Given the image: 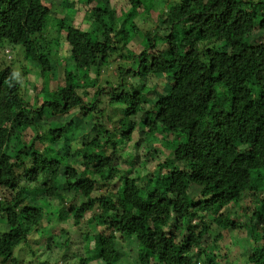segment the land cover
I'll return each instance as SVG.
<instances>
[{"label":"trees","instance_id":"1","mask_svg":"<svg viewBox=\"0 0 264 264\" xmlns=\"http://www.w3.org/2000/svg\"><path fill=\"white\" fill-rule=\"evenodd\" d=\"M127 1L126 11L110 0H0L1 263L40 235L55 203L76 228L93 214L95 264H120L117 237L137 245L138 264H227L233 249L219 242L242 230L251 252L238 264H264V0H181L162 9L163 0ZM139 9H158L160 26L143 33L134 56ZM120 43L136 65L121 69L113 93L101 76ZM29 67L43 84L31 101L19 77L28 79ZM159 77L169 82L162 93L151 81ZM107 106L121 114L113 128ZM140 113L144 159L156 158L148 138L166 144L139 183L132 166L122 170L119 151ZM72 114L95 131L73 149L74 125L61 123ZM114 179L116 200L97 194ZM78 195L84 202L75 207ZM61 264L91 263L79 249Z\"/></svg>","mask_w":264,"mask_h":264},{"label":"rangeland","instance_id":"2","mask_svg":"<svg viewBox=\"0 0 264 264\" xmlns=\"http://www.w3.org/2000/svg\"><path fill=\"white\" fill-rule=\"evenodd\" d=\"M57 1V0H55ZM163 0V3H161L160 7L161 9L164 6L167 5H174L178 4L181 0ZM111 6L115 7L116 10L121 7L124 8L126 11L129 9L130 4L127 0H110ZM165 10H168L167 8ZM166 12V11H165ZM133 14V12H132ZM165 14V13H164ZM136 14H133V17H135ZM160 18V11L157 9L156 13L152 15H145L142 9L137 10V16L134 18L135 26L139 28L140 32L137 33L134 37V42L136 45H130L133 51L134 56H137L138 53H140V48H144V44L142 43V37L143 33L146 31H153L156 30L160 26L159 19ZM82 19V16H77L75 19V22H80ZM88 24V22H87ZM159 44V43H157ZM140 45L142 47H140ZM140 47V48H139ZM211 47V46H210ZM160 48V47H157ZM8 51L9 55H7V60H9L8 57H12L14 60V55H10V51ZM6 51H4L6 53ZM61 52H57V58H60L61 62H64L67 58V51L64 48L59 49ZM1 55V54H0ZM127 51L122 48V43L117 45V50L113 52L111 55V58L109 59V63L107 68L103 69V73L101 78H105V81L108 83L107 87L113 89V93L118 92V85L121 82V69L126 70L130 67L135 66L136 64L133 62L131 57H128ZM10 58V59H12ZM20 58V57H19ZM18 60V58H15ZM22 62L21 66L24 64L23 59L20 58L19 60ZM18 63V62H17ZM30 71L27 76L24 77V72H20V88L21 93L24 96H28L31 101L33 96H36V92L34 88L38 86L39 89L42 88V83L40 80V74L36 69H31L29 67ZM56 77V76H55ZM151 81L155 82L156 90L159 93H162L165 89L169 87V82L165 77H159L155 79H151ZM106 88V85H105ZM96 91V88L93 90L88 89V93L92 95ZM222 96V95H221ZM107 109L105 116H109L112 119L111 124H108L109 128H113L114 124H116L120 118L121 114L118 108H111L106 107ZM144 109L147 111H151V108L149 106H144ZM144 112V111H143ZM69 118L66 120L63 119L61 123H65L67 125H74L69 129L68 132V142L71 144V149H73L74 144H80L85 139H90L92 136L95 135L93 122H88L87 120H81L79 115L72 114L68 116ZM198 118V117H197ZM136 121V128L132 131L130 138L128 141H126V148L122 151H119V156L124 160L121 162V168L123 171L129 170L130 167H133V174L132 177L137 180L143 178V177H151L152 173L154 172L155 166L158 161L162 160L163 157L160 156V149H162L166 143L156 142L155 140L147 139L148 142H150L151 150H154L156 158L155 160L149 158L144 159L147 151L148 146L145 143H142L139 147L137 145L140 142V139H143L145 136L143 131V113H140L137 115L134 119ZM52 127L58 126V123L51 124ZM146 138V137H145ZM157 139L160 140L161 136H157ZM74 164H76L78 167H81V161L80 160H73ZM126 162V163H125ZM140 183V182H139ZM142 185V184H140ZM120 186L119 179H114L113 181L108 183V186L106 188H103V190L98 191L97 194H101L104 191L108 192L109 196L112 197L114 200L117 198V190L116 187ZM82 202H84L83 198L78 195L73 199V204L75 207L79 206ZM47 209V215L44 220V225L41 228L42 234L36 236L35 238L38 239L37 243H33V240L35 238L33 236H29L28 240L30 239L29 245H26L25 243L19 245L17 248L13 250V261H10L8 263L4 264H61V263H68L70 259L74 258V255H76V251L80 249L81 255L87 256L88 261L91 264H95L98 256V252L100 250V246L96 245L94 238L97 236L99 231V225L95 222L93 219V214L89 213L87 218H84V221H82L81 225L77 228L73 226V221L68 218L69 216V210L66 208V211L61 210V206L55 203H51L50 205L46 206ZM40 230V231H41ZM176 229L172 230L168 234H166V237L169 239H172V236ZM243 231V230H242ZM241 231V232H242ZM2 232V231H0ZM71 232V233H70ZM234 233L231 240L229 238H226L219 242V245L225 248L227 244L229 243V248L233 249L231 254L229 253L228 258L226 259L227 264H238L244 263L247 261V257L250 255V246H251V240L249 237L246 236V233ZM213 235V234H212ZM211 235V236H212ZM117 242L122 249V257H120L119 263L120 264H138L137 261V245L134 244H127L123 242L119 237H117ZM236 245V248H233V246ZM30 247H34V254L30 252ZM243 249V250H242ZM226 250V248H225ZM236 250V252H235ZM87 254V255H86ZM218 254V252H217ZM261 254V252H260ZM0 264L1 261H0ZM154 264V263H153Z\"/></svg>","mask_w":264,"mask_h":264}]
</instances>
